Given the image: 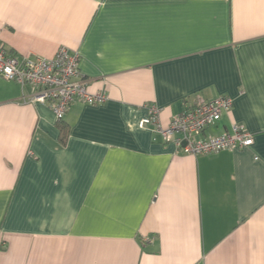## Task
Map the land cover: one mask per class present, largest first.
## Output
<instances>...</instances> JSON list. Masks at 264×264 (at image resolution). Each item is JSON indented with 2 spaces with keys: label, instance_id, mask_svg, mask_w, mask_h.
<instances>
[{
  "label": "crops",
  "instance_id": "crops-1",
  "mask_svg": "<svg viewBox=\"0 0 264 264\" xmlns=\"http://www.w3.org/2000/svg\"><path fill=\"white\" fill-rule=\"evenodd\" d=\"M0 44L79 56L99 104L72 102L64 143L35 89L0 77V264H264V0H0ZM233 100L191 154L139 127Z\"/></svg>",
  "mask_w": 264,
  "mask_h": 264
},
{
  "label": "built area",
  "instance_id": "built-area-1",
  "mask_svg": "<svg viewBox=\"0 0 264 264\" xmlns=\"http://www.w3.org/2000/svg\"><path fill=\"white\" fill-rule=\"evenodd\" d=\"M79 56L65 46H59L54 56L17 55L0 44V77L21 86L35 89L33 100L49 104L56 120H61L74 101L99 104L107 99L104 90L89 92L78 68ZM233 100L221 96L208 101H198L172 117L166 127L159 120V110L147 107L148 114L138 125H153L166 142L173 141L183 151L191 154H208L234 147H248L253 143L252 134L240 124L220 135L198 138L208 126L217 123L223 112L231 109Z\"/></svg>",
  "mask_w": 264,
  "mask_h": 264
},
{
  "label": "trees",
  "instance_id": "trees-1",
  "mask_svg": "<svg viewBox=\"0 0 264 264\" xmlns=\"http://www.w3.org/2000/svg\"><path fill=\"white\" fill-rule=\"evenodd\" d=\"M57 128L59 130V139L61 143H64L67 138L68 125L61 120L57 122Z\"/></svg>",
  "mask_w": 264,
  "mask_h": 264
}]
</instances>
